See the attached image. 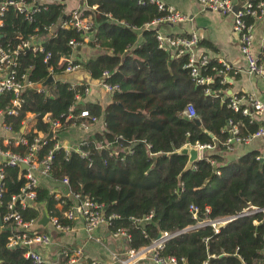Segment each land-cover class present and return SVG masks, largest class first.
<instances>
[{
	"label": "trees",
	"instance_id": "obj_1",
	"mask_svg": "<svg viewBox=\"0 0 264 264\" xmlns=\"http://www.w3.org/2000/svg\"><path fill=\"white\" fill-rule=\"evenodd\" d=\"M81 4L87 7L84 13L93 23V44L97 42L101 51L87 57L81 63L82 70L97 82L106 73V85L117 89L109 94L110 102L102 108L98 102H84L85 97L81 102H73L75 93L81 96L82 86L70 90L68 83L53 81L44 87V93L24 90L17 116L3 117V123L23 136L27 145L39 135L43 137L44 145L36 153L38 159L51 151L49 181L35 188L37 208L21 212L22 219L36 220L43 210L65 224L60 212L69 208L70 202L62 198L63 206L56 210L57 203L49 192L50 184L63 179L67 180L70 193L87 196L102 205L105 217L118 216L107 230H126V250L146 247L160 233L181 232L197 220L264 210V159L256 160L262 152L249 151L233 160L222 157L229 152L222 144L232 127L237 137L245 139L261 124L227 108L222 99L227 85H220V78L210 73L212 67L221 69L216 61L209 60L200 71L213 76L212 83L198 86L183 67L186 55L173 58L170 52L158 49L156 31L143 29L146 23L163 16L154 6H137L134 0H83ZM61 10L59 4L46 6L33 15L32 22H27L8 9L2 18L1 47L13 46L18 42L17 36L24 39L34 30L44 38L42 53L23 51L18 56L19 71L25 72L32 83L41 85L47 79L48 67L53 76L60 75L64 64L59 60L70 54L67 42L80 41L73 31L57 30L54 37L46 35L43 28L54 25ZM87 46L92 48L90 43ZM201 46L211 49L209 45ZM78 53L75 64H80ZM46 54L49 59L43 63ZM258 61L264 65V52ZM225 73L231 77L230 70ZM10 98L9 94L0 95V110ZM187 105L193 107L196 119L182 116ZM71 107L74 124L89 121L77 118L81 111L104 124L100 133L88 135L79 145L78 149L87 153L86 159L74 151L68 157L61 149L52 151L60 134L72 123H64ZM27 114L35 117V124L30 131L20 134ZM44 116L62 124L54 139H46L50 128L49 123L42 121ZM212 143L215 148L204 151L202 158L185 172L187 158L173 155L186 145ZM100 144L106 145V149H98ZM10 149L22 154L26 147ZM118 149L122 150L116 152ZM23 174L19 168L4 169L3 205L18 193ZM189 207L196 209V219ZM3 212L4 207H0V216ZM147 215L151 216L148 223L139 226L135 222ZM37 233L42 234L39 229ZM8 236V231H0V264H32L23 258L24 248L5 247ZM159 255L183 259V264H264V213L237 216L218 227L217 233L209 226L186 231L169 239Z\"/></svg>",
	"mask_w": 264,
	"mask_h": 264
},
{
	"label": "built area",
	"instance_id": "obj_2",
	"mask_svg": "<svg viewBox=\"0 0 264 264\" xmlns=\"http://www.w3.org/2000/svg\"><path fill=\"white\" fill-rule=\"evenodd\" d=\"M72 0H36L27 3L25 0H0V27L2 26V18L8 9H12L16 15H20L27 22H32L33 15L38 13L44 7L59 4L62 6L60 11L59 19L54 23L44 27L43 30L46 32L48 37H54L57 30L73 31L80 36V41L70 39L67 42V46L70 49V54L66 57L61 58L59 61L64 64L62 75L71 74L76 71H83L81 64H75V53L80 51L82 47L87 46L89 43L92 48L99 51L98 43L93 44V23L90 17L86 16L84 11V4L77 5L69 10L71 6L69 2ZM74 1V0H73ZM76 1V0H75ZM237 1L240 2L237 10L233 13L232 9L236 5ZM83 2V0H79ZM137 6H154L156 10L163 13L158 19H154L143 26L144 30H152L156 27L164 24H180L188 21L187 16L182 15L170 7L164 6L159 0H134ZM195 3L202 9L210 12L217 13L222 16L231 15L232 26L231 30L236 35L239 52L244 60L245 69L244 72L248 76L257 77L264 82V65L258 61V57H255L252 53L253 44V31L255 24L264 17V0H195ZM87 8V7H85ZM92 9H95L93 7ZM108 18H110L107 15ZM120 25H124L119 22ZM46 37V36H45ZM18 42L11 47L0 46V95L9 94L11 98L9 103L4 106L3 110H0V127L6 134V137L0 142V207H4V212L0 216V231H8L9 236L6 239L5 247L7 249L24 248L23 258L29 260L32 264H107L101 261H91L87 263L83 260L82 251L76 249L68 251L61 249L60 252L56 253V259L54 263L45 259V252L50 248L53 243L51 238L44 234L37 233V230L41 227L38 224L40 219L41 210L38 219H29L24 221L21 217V212L30 208H37L35 204L36 194L35 188L40 185L39 178L48 179L50 166H51V151L45 156L38 159L36 153L40 149L41 145H44L43 137H36L30 145H27L26 139L13 133L11 128L3 123L4 116L15 117L18 111L21 110L23 103L21 94L26 89H31L37 93H44V87L40 84H35L27 79L25 72L19 71L18 56L23 51H31L32 53H42V43L44 38L39 37L37 30L26 38L21 39L17 36ZM157 42V48L163 51L171 53L173 58H178L181 55H186V62L184 68L188 70L189 77L198 86H207L212 83L213 76L202 75L201 69H204L209 61L208 56L202 54L197 55L194 48L198 43V39L195 34H190L186 37H162L155 36ZM264 52V46L260 52ZM49 59V54H46L43 58V63ZM78 62V61H77ZM80 63V62H78ZM217 65L221 68L220 70L212 67L210 73L220 78L219 84H226L224 78L225 72L228 71V67L221 60H216ZM47 77L51 76L53 81L54 76L52 69L48 67ZM60 74V75H61ZM87 76V73H85ZM107 74H103V78L97 82L96 86L99 90L106 94L112 93L117 89L116 86L106 85L104 82ZM88 77V76H87ZM89 78V77H88ZM64 82V81H63ZM68 83V82H65ZM70 90H75L76 87L82 86L81 96L79 93H75L73 102H81L83 97H86L91 87L89 84L84 83H68ZM209 90L206 89L205 93L208 94ZM226 106L233 112H239L242 116L247 117L250 121H254L263 112V106L251 95H230L225 97ZM73 107L68 109L67 115L64 117V123L71 121L72 123L67 126V130L70 127L78 128L82 133H88L90 128L96 124L99 119L96 117L89 118L86 111H81L77 118L82 120H89L74 124L75 117L72 114ZM30 115V114H27ZM26 115V116H27ZM182 116L188 120L196 119V114L191 105H187ZM44 123H49V132L51 133V139H54L58 135V130L62 128V124L58 121H51L47 116L42 118ZM23 125V122L22 124ZM102 126L104 124L102 122ZM236 129L232 127L229 137L222 144L226 147L227 151H231V147L234 144H247L252 139L264 137V128L259 127L254 134L250 137L242 139L236 136ZM89 135V134H88ZM85 137L79 139L73 148L65 147L57 143L54 145L52 151L62 150L64 156L68 157L71 151H74L81 159H86L87 153L82 152L78 149ZM26 147L24 153H16L11 151L10 147ZM189 146V145H188ZM98 149L105 148L106 145L100 144L97 146ZM198 152L197 160H200L203 156L204 151H211L215 148V144H204L189 146ZM122 150V149H121ZM120 149L116 152L121 151ZM263 160L264 153H261L259 158L256 160ZM25 166L24 174L22 178L24 180L23 185L20 187L18 193L10 197L9 201L3 205L2 196L4 193V169L6 168H19ZM218 174V173H216ZM52 185V184H51ZM53 185H60L61 188H50L49 192L52 194L53 199L56 201L55 209L58 210L63 206L62 198H66L70 202L69 208L60 212V219L65 221L63 224L58 218H56L51 212H44L49 226L57 235H65L72 233V227L75 221L81 223V231L85 237V240L99 242V238L95 237L94 234L100 228H104L105 231L111 226V221L117 220L118 216L112 214L105 217L103 214L102 205H98L92 202L89 197L83 196L78 193H70L68 188V182L63 179L62 182ZM67 190V194H64V190ZM189 211L192 217L196 219V209L189 207ZM262 212L264 210H252L250 212L241 213L237 216H249L255 212ZM236 216V217H237ZM225 217L222 219L215 220H197L194 226L188 227L181 232L170 234L160 233L158 237L151 240L149 245L146 247L139 248L138 250H126L122 254H115L112 256V261L115 264H137L139 260L143 259L145 255L149 256V260L152 264H183V259H175L174 257H161L159 252L163 249L164 244L171 238L186 232L187 230H194L209 226L212 230L217 233L218 227H221L236 218ZM151 216H144L142 219H137L135 222L140 226L150 221ZM8 229V230H6ZM108 231V230H107ZM108 235L115 240H122L124 243L128 242L129 235L123 228H116L112 231L107 232ZM55 247L57 244H54ZM62 259V260H61Z\"/></svg>",
	"mask_w": 264,
	"mask_h": 264
},
{
	"label": "crops",
	"instance_id": "obj_3",
	"mask_svg": "<svg viewBox=\"0 0 264 264\" xmlns=\"http://www.w3.org/2000/svg\"><path fill=\"white\" fill-rule=\"evenodd\" d=\"M164 6L170 7L176 12L187 16L188 21L180 24H164L156 27L154 30L158 35L162 37H186L190 34H195L198 43L194 48L197 55H206L209 60L221 59L228 69L231 71V77L226 73L224 78L226 81V87L224 88L222 99L230 95H251L263 106V112L259 117L255 119L261 127L264 128V82L257 78L248 76L245 74V63L239 52L238 41L236 35L231 30L232 17L231 15L222 16L214 12L202 9L199 7L195 0H159ZM79 0H72L69 2L71 6L67 10L80 5ZM202 44L211 46V49H207ZM264 46V17L258 21L254 26L253 31V44L252 53L255 57L260 55V52ZM213 50V51H211ZM98 51L84 46L78 53L77 61L83 63L87 57L92 56ZM85 76V72L81 71ZM87 77V76H86ZM68 82V81H64ZM71 84L80 82H68ZM89 84V83H88ZM90 85V84H89ZM92 86V85H90ZM96 86V85H95ZM92 86L90 93L85 97L84 102L95 103L99 101L98 88ZM91 92L94 94L91 95ZM34 116L27 115L23 122L20 134L23 132L30 131L34 124ZM103 130L102 120L94 124L88 133H82L78 128L70 127L60 134L58 142L60 145L65 147L73 148L75 143L93 133H100ZM6 134L0 127V142ZM39 137H41L39 135ZM264 149V137L252 139L247 144H234L231 147V151L226 154H222L225 160H233L249 151H260ZM49 181V180H48ZM47 179L39 178V183L44 184ZM48 183V182H47ZM51 185V184H50ZM49 185V186H50ZM51 188V187H50ZM39 232L47 235L51 238L53 245L48 248L44 254L45 259L52 261L56 259V253L60 250L66 249L73 251L80 249L82 251V257L85 261H101L107 264H115L111 259L115 254H122L125 251L124 242L122 240L112 239L108 235V231L104 228H100L94 234L95 237L99 238V242H93L85 240V237L81 231V223L75 221L73 224L72 233L65 235H57L49 224L40 225ZM57 244L55 247L54 244ZM137 264H152L149 260V256L145 255L143 259L139 260Z\"/></svg>",
	"mask_w": 264,
	"mask_h": 264
},
{
	"label": "water",
	"instance_id": "obj_4",
	"mask_svg": "<svg viewBox=\"0 0 264 264\" xmlns=\"http://www.w3.org/2000/svg\"><path fill=\"white\" fill-rule=\"evenodd\" d=\"M240 2L237 1L236 5L233 7L232 11L233 13L236 12L238 6H239ZM53 82V79L51 76L47 77V79L41 84L42 87H45L47 84H50ZM197 124H199V122H196ZM52 135L51 133L49 132L46 139H51ZM210 137V136H209ZM211 138V137H210ZM173 155H176V156H184L187 158V161H186V164L184 166V172L187 171L192 165H194V163L197 161V155H198V152L193 149V148H190L188 145H186L185 147H183L182 149H180L179 151H177L176 153H174ZM164 156V155H162ZM26 167L25 166H20V170H25ZM51 188H61L60 185H50ZM64 194L66 195L67 194V190L65 189L64 190ZM47 222V219H46V216L44 214L43 211H41V214H40V219L38 220V224L39 225H44L45 223ZM8 230V229H6ZM189 231V230H187ZM212 260V259H210ZM209 260V261H210Z\"/></svg>",
	"mask_w": 264,
	"mask_h": 264
},
{
	"label": "rangeland",
	"instance_id": "obj_5",
	"mask_svg": "<svg viewBox=\"0 0 264 264\" xmlns=\"http://www.w3.org/2000/svg\"><path fill=\"white\" fill-rule=\"evenodd\" d=\"M55 81H68V82H80L84 84H90L92 86H95L97 84V81L90 80L88 77H86L81 71H76L71 74H64V75H54ZM98 96L97 99L99 101V105L104 108L109 102H110V96L109 94L104 93L101 90H98ZM94 94V92H91V95Z\"/></svg>",
	"mask_w": 264,
	"mask_h": 264
}]
</instances>
